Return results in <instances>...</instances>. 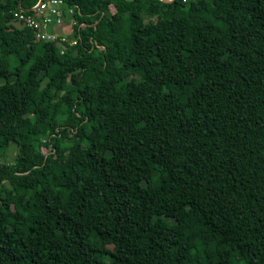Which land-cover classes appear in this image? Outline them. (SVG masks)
<instances>
[{"label":"trees","instance_id":"1","mask_svg":"<svg viewBox=\"0 0 264 264\" xmlns=\"http://www.w3.org/2000/svg\"><path fill=\"white\" fill-rule=\"evenodd\" d=\"M19 1L0 264H264V0H64L87 23L64 55Z\"/></svg>","mask_w":264,"mask_h":264},{"label":"built area","instance_id":"2","mask_svg":"<svg viewBox=\"0 0 264 264\" xmlns=\"http://www.w3.org/2000/svg\"><path fill=\"white\" fill-rule=\"evenodd\" d=\"M13 16V24L29 29L35 41L54 42L61 55L79 44L80 29L87 24L79 23L74 8L67 7L64 0H38L29 10L18 6Z\"/></svg>","mask_w":264,"mask_h":264},{"label":"rangeland","instance_id":"3","mask_svg":"<svg viewBox=\"0 0 264 264\" xmlns=\"http://www.w3.org/2000/svg\"><path fill=\"white\" fill-rule=\"evenodd\" d=\"M1 90H2L3 93H5V92H6V87H5V86H2V87H1ZM14 154H15V150L11 148V149H9V150L6 152V158H7L9 161H11L12 157L14 156ZM103 167H105V165H104Z\"/></svg>","mask_w":264,"mask_h":264},{"label":"water","instance_id":"4","mask_svg":"<svg viewBox=\"0 0 264 264\" xmlns=\"http://www.w3.org/2000/svg\"><path fill=\"white\" fill-rule=\"evenodd\" d=\"M21 1H22V0L19 1V4H18L19 7L21 6ZM160 1L170 2V1H172V0H169V1H168V0H160Z\"/></svg>","mask_w":264,"mask_h":264}]
</instances>
